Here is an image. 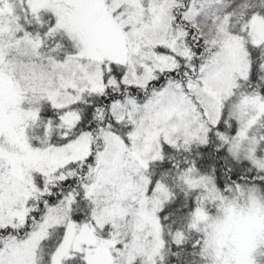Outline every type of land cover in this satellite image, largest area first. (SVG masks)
Returning a JSON list of instances; mask_svg holds the SVG:
<instances>
[{
    "label": "snow or ice",
    "instance_id": "6c2138e0",
    "mask_svg": "<svg viewBox=\"0 0 264 264\" xmlns=\"http://www.w3.org/2000/svg\"><path fill=\"white\" fill-rule=\"evenodd\" d=\"M0 264H264V0H0Z\"/></svg>",
    "mask_w": 264,
    "mask_h": 264
}]
</instances>
